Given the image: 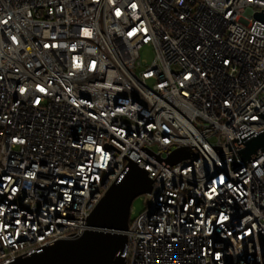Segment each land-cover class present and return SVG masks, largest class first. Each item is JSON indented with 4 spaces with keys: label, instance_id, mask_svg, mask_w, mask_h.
Returning a JSON list of instances; mask_svg holds the SVG:
<instances>
[{
    "label": "built area",
    "instance_id": "1",
    "mask_svg": "<svg viewBox=\"0 0 264 264\" xmlns=\"http://www.w3.org/2000/svg\"><path fill=\"white\" fill-rule=\"evenodd\" d=\"M262 10L0 0V264L82 236L130 161L152 191L125 264H264V153L231 170L227 145L264 130ZM180 148L190 158L166 167Z\"/></svg>",
    "mask_w": 264,
    "mask_h": 264
},
{
    "label": "water",
    "instance_id": "2",
    "mask_svg": "<svg viewBox=\"0 0 264 264\" xmlns=\"http://www.w3.org/2000/svg\"><path fill=\"white\" fill-rule=\"evenodd\" d=\"M262 11L254 13L253 17L264 23ZM258 116L264 119V111ZM239 129L242 133H237L238 138L227 144L233 153L231 170L242 164L246 168V162L264 153V130L255 133L245 125ZM190 156L187 149H177L164 161V165L174 166ZM151 191L152 180L147 172L130 161L125 175L109 188L88 217L89 229L82 236L57 241L40 253L19 258L10 264H125L121 254L126 244L124 232L128 229L132 203Z\"/></svg>",
    "mask_w": 264,
    "mask_h": 264
},
{
    "label": "rangeland",
    "instance_id": "3",
    "mask_svg": "<svg viewBox=\"0 0 264 264\" xmlns=\"http://www.w3.org/2000/svg\"><path fill=\"white\" fill-rule=\"evenodd\" d=\"M139 57L141 61L145 64L143 66L148 65L154 59V51L151 47H143L139 50ZM145 197L144 195L137 197L131 206L130 219H134L139 214H141L145 209Z\"/></svg>",
    "mask_w": 264,
    "mask_h": 264
}]
</instances>
